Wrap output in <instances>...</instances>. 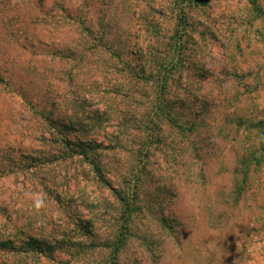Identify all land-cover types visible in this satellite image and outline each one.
<instances>
[{
	"label": "rangeland",
	"instance_id": "rangeland-1",
	"mask_svg": "<svg viewBox=\"0 0 264 264\" xmlns=\"http://www.w3.org/2000/svg\"><path fill=\"white\" fill-rule=\"evenodd\" d=\"M177 1L0 0V264H264V0Z\"/></svg>",
	"mask_w": 264,
	"mask_h": 264
},
{
	"label": "trees",
	"instance_id": "trees-1",
	"mask_svg": "<svg viewBox=\"0 0 264 264\" xmlns=\"http://www.w3.org/2000/svg\"><path fill=\"white\" fill-rule=\"evenodd\" d=\"M177 2L180 3V4L182 3L183 5H185V4H193L194 2H197V0H179ZM249 2L252 3L254 8L260 9V5L258 3V0H249ZM180 39H181V37H178V39L176 40L175 43H173L174 45L172 44V46L178 47V42H179ZM127 65H129L128 66V70L130 72H133L134 68L131 65V63H128ZM170 82H171L170 78L164 77V80H163L162 85H161V87H162L161 93L162 94H164L165 91L168 90ZM171 83H173V79H172ZM162 103L163 102H160V104H162ZM159 108H161V106ZM160 111L163 114H167L168 115V113H166L167 111L163 109V106L160 109ZM93 119H97V118L94 117ZM46 120L50 121V127L52 128L51 130H53V131H49V134H50V138L49 139H51V141L53 143L56 142L57 144L62 145L63 148H64V151L62 153H60V155L58 154V155L55 156V155L52 154V155H49V156H52V157L46 156V157L39 158L34 163L27 162L26 164H24V166L22 165L21 167H19L22 170H24V168H26V170H32V169L36 170L41 164L44 165L45 163H48V162L49 163L50 162L53 163V162H55V160L67 159L68 156H78V155L84 154V156L87 157V150H92L93 149V144L91 142H94V141L88 140L89 141V143H88L80 135L77 136V137L76 136L70 137L68 135V131H70V130H72L74 128V125L71 126L70 123L75 122V124H76V120L73 121L72 119L69 118V119L63 121V123L65 125V128L62 130L60 127H57L58 130H59V133H61V135H55L54 134V132H56V131H54L55 129L52 126V124L54 125L53 120H51L49 118H47ZM76 128L78 129L77 125H76ZM150 132H151V130L147 129V134H149ZM55 136H56V138H55ZM89 144H91V145H89ZM90 146H92V147H90ZM85 147H87L88 149L86 150ZM93 167L96 168L97 171H99V167L97 165H93ZM9 171L10 172L11 171L14 172L15 169L12 168ZM101 179L105 181V179L103 177H101ZM105 183L107 184L108 182L105 181ZM107 186H109V183H108ZM109 187H111V186H109ZM111 189L115 192L116 197L121 202L123 208H122L121 220H119V222H120V226L118 228L119 230H117V233L114 236L115 239H114L113 242L106 243V246L108 248L110 247V249H112V254L114 253L113 257L118 258V256H119V254H118L119 246L122 243L121 241H123L124 237L126 236L125 229L127 228L128 222H129V220L131 218V209H130V203H129V200H131L130 199L131 196L128 197L129 196L128 193L123 195L117 189H113V187H111ZM45 242H47V241H44V240L42 241V239H36L33 236L32 237L29 236L28 239H26V240L22 239L19 243L17 242L16 245L14 243H12L11 241H9V240L1 241L0 242V246L2 247V249H7L8 246H9V248H10L9 250H11V251L13 250L17 254H21L22 253V254H25V255L30 254V253L35 252V251H41L40 255L49 257L50 253L49 254L46 253L45 249L42 248L44 246V244H46ZM22 243H23V245H22ZM79 246L82 249H84V247H90V245H86L84 243H78V247ZM106 264H112V263L109 261Z\"/></svg>",
	"mask_w": 264,
	"mask_h": 264
}]
</instances>
